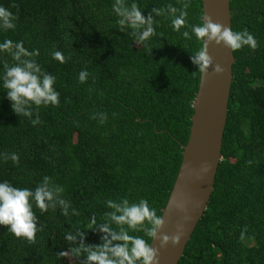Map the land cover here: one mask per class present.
I'll list each match as a JSON object with an SVG mask.
<instances>
[{
  "label": "trees",
  "instance_id": "16d2710c",
  "mask_svg": "<svg viewBox=\"0 0 264 264\" xmlns=\"http://www.w3.org/2000/svg\"><path fill=\"white\" fill-rule=\"evenodd\" d=\"M133 3L145 17L153 8L165 12L152 13L157 35L141 44L130 28L120 30L115 0H0L17 16L14 30L0 29V43L22 41L38 50L35 59L56 77L60 94L58 107H40V124L31 123L35 111L18 116L2 80L5 65L16 62L0 52V154L20 158L18 165L0 158V182L34 190L47 176L71 204L65 217L33 203L43 226L35 244L0 225V264H79L57 257L72 247L65 233L79 228L86 244L100 243L103 234L87 228L93 216L103 222L109 199H146L161 215L190 133L200 79L191 56L203 42L182 36L190 28L173 29L167 9H179L180 0H125ZM230 10L232 30L247 28L259 47L233 53L222 158L178 264H264V0H230ZM187 11L190 25L203 23L202 0H191ZM57 50L67 63L53 58ZM81 70L89 72L85 83L78 81ZM99 113L107 114L106 123L92 118Z\"/></svg>",
  "mask_w": 264,
  "mask_h": 264
},
{
  "label": "clouds",
  "instance_id": "9594fccd",
  "mask_svg": "<svg viewBox=\"0 0 264 264\" xmlns=\"http://www.w3.org/2000/svg\"><path fill=\"white\" fill-rule=\"evenodd\" d=\"M181 7L178 9L172 5L167 11L173 15L172 27L179 32L182 28L191 29L183 31L182 36L191 40L194 34L203 46L191 56L192 63L197 65L198 71L204 76L209 74H221L224 68L220 64H214L213 57L208 52V45H223L232 53L241 50L245 46L255 50L259 47L257 39L247 28L241 31H234L231 27L219 22H214L208 15L201 17L203 23L190 25L188 23V9L191 7V0H180ZM114 11L121 17L118 21L120 30L126 28L132 30L137 36V44H141L156 36V28L152 13L155 16L164 15L163 9L153 8L147 17L143 15L140 7L133 3L131 6L125 4V0H115ZM178 13V15H177ZM17 16L7 8L0 6V29L4 31L14 30ZM0 52L8 53L15 64L5 65V72L2 77L3 88L7 91V98L11 101L12 110L18 116L32 118L35 111V119H31L33 126L40 124L39 109L41 106L49 105L58 107L60 94L55 89L56 77L44 71L35 57L39 55L38 50L28 51L23 42H13L6 39L0 43ZM52 56L59 63H67L66 57L61 51H54ZM89 76L87 70H81L78 81L85 83ZM35 106V107H34ZM115 116V113L113 114ZM99 117L101 124L107 122V114H94L93 119ZM0 158L11 160L19 164L17 153H2ZM249 163H251L249 161ZM209 165L202 166V171H208ZM64 189L51 182L50 177H43L42 182L34 189L18 188L12 186L8 181L0 182V225L7 227L17 239L26 240L29 244L36 243V235L43 231V226H38V218L33 211V203L40 212H47L49 209L61 210L65 217L69 216L71 207L70 201L62 198ZM111 211L105 212L103 222L98 223L95 216L91 218L87 229H94L102 233L101 242L98 244H86L85 233L77 228L75 231H67L65 240L71 243L68 251L57 253V257L75 258L79 264H159L160 249L171 243L176 246L180 243L184 234V224L178 223L176 231L171 235L159 231L164 228L166 220L164 216L158 215L154 208H151L146 199H140L138 203H129L127 198L119 202L111 199L106 201ZM186 212V203L173 198L169 202V212L173 209ZM71 215H80L75 208L71 209ZM184 221L190 219L188 215L182 218ZM115 225V227H113ZM131 233H143L151 240H158L159 247L153 246L140 235ZM77 238L79 244L77 246ZM83 257V259H80Z\"/></svg>",
  "mask_w": 264,
  "mask_h": 264
},
{
  "label": "water",
  "instance_id": "95a60500",
  "mask_svg": "<svg viewBox=\"0 0 264 264\" xmlns=\"http://www.w3.org/2000/svg\"><path fill=\"white\" fill-rule=\"evenodd\" d=\"M208 15L214 22L231 27L230 0H202V16ZM208 52L214 64L225 70L221 74L200 73L199 86L193 101V113L188 141L182 146V160L169 193L167 202L161 210L166 224L159 231L171 235L178 223L184 224V234L176 246L169 245L160 249L159 264H178L185 246L204 213L213 190L218 164L222 158L221 147L226 123V114L232 81L234 54L230 49L210 43ZM208 171H202L203 165ZM176 198L186 203V212L173 208L169 212V202ZM184 215L190 217L184 221ZM150 244L159 247L158 240Z\"/></svg>",
  "mask_w": 264,
  "mask_h": 264
}]
</instances>
